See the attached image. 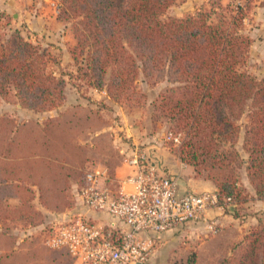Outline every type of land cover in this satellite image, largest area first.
<instances>
[{"label":"trees","instance_id":"trees-1","mask_svg":"<svg viewBox=\"0 0 264 264\" xmlns=\"http://www.w3.org/2000/svg\"><path fill=\"white\" fill-rule=\"evenodd\" d=\"M54 1L58 6L56 19L70 24L75 40L70 52L75 73L68 79L76 90L85 87L104 94L118 106L128 105L136 98L140 75L147 77L165 70L175 85L159 97L155 111L181 135L180 159L193 169L191 178L210 182L220 203L229 199L232 206L238 207L249 200L238 178V171L245 169L256 197L264 200V78L256 80L238 70L251 43L241 32L246 15L242 8L232 11L222 0H209L208 8L193 15L163 19L175 0ZM52 60L18 31L6 32L0 24V98L13 95L21 107L35 111L60 106L67 81L52 72ZM248 102L244 160L234 145L240 132L237 123ZM10 121L0 119V125ZM13 140L0 136V217L34 223L38 213L30 204L31 187L37 188L44 207L49 190L59 193L55 199L66 203L64 210L73 207V203L67 205L68 170L72 168H67V160L58 155L57 146L35 144L36 153H30L23 150V143ZM224 144L229 148L222 150ZM47 151L53 155H46ZM92 169L86 164L77 172V192ZM104 184L113 191L119 188L115 171L106 173ZM11 198L19 200L18 208L5 206ZM224 213L236 216L227 207ZM241 247L222 264H254L258 254L260 264H264V233L251 229ZM51 250L59 256L64 252V260H70L67 264H74L66 249ZM176 251L167 264H186L196 259L195 253L189 255L183 248Z\"/></svg>","mask_w":264,"mask_h":264},{"label":"rangeland","instance_id":"rangeland-1","mask_svg":"<svg viewBox=\"0 0 264 264\" xmlns=\"http://www.w3.org/2000/svg\"><path fill=\"white\" fill-rule=\"evenodd\" d=\"M193 1L175 0L163 19L184 18L193 15L199 9L209 7V0H203L202 5L195 9ZM54 3L57 2L54 0H0V16H3L0 18V24L4 31L16 30L27 41L45 50L53 59V63L50 64L52 72L57 76L63 75L67 81L63 103L50 111L25 109L13 95L7 99L0 98V119L11 120L10 123L0 125V136L14 139V143H23V150L30 153H36L35 144L46 142L57 146L60 151L58 155L67 160V168H72L68 170L70 188L67 205L74 204L73 187L78 179L77 172L84 165L87 164L105 173L111 171L116 173L117 168L121 166L120 144L128 141L121 130L125 121L143 120V125H148L149 129L159 126L163 131L162 146L168 152L167 154L171 155L168 156L180 167L178 169V166H175L177 171L184 173L188 171L193 174V169L186 166V163L180 159L182 143L179 138L181 135L168 120L155 111L159 97L175 85L168 80L165 70L147 77L140 75L136 82V98L128 105L118 106L108 101L104 94L85 87L76 90L74 82L68 79L69 74L75 73L70 55L75 40L70 24L57 19L56 26L46 24V27H51V35L46 39V35L42 34L43 30H36L29 22L39 12H42L41 15L46 13L47 16L52 17ZM222 4L229 5L232 11H235L238 5H242L246 13L241 32L250 39L251 43L240 59L238 70L256 80L263 79L264 0H222ZM249 103L244 115L237 123L240 132L238 141L234 145L244 160H247V154L243 150V139L248 125ZM52 119L55 122L50 123ZM176 137L177 143L173 141ZM228 148L229 144H224L221 149ZM53 153L57 155L54 146ZM45 154L53 155L51 151ZM41 172L43 174V171ZM238 178L249 200L238 207L230 206L235 209L233 213L236 216L232 217L225 213L226 217L218 226V231L191 233L178 241L177 249L183 248L189 251V255L196 254V259L186 264H222L231 255L239 253L244 237L251 229H258L264 233V200L256 197L245 169L238 171ZM41 181L46 182L47 179L42 178ZM31 189L33 194L30 204L38 213L34 223L27 224L17 217L10 219L4 218L5 215L0 217V264H67L66 261L69 259L64 260L66 258L64 252L58 251L61 252L59 256L44 244L46 235L54 225V217L62 213L60 211L64 210L66 203L55 199L59 193L49 190L44 196L46 202L44 207L40 204L37 188L31 187ZM5 203L7 208L19 207L17 198L8 199ZM260 261L261 254H258L254 264H260ZM223 264H227V261Z\"/></svg>","mask_w":264,"mask_h":264},{"label":"built area","instance_id":"built-area-1","mask_svg":"<svg viewBox=\"0 0 264 264\" xmlns=\"http://www.w3.org/2000/svg\"><path fill=\"white\" fill-rule=\"evenodd\" d=\"M125 165L132 173L117 190L104 184L105 171L92 169L77 192L82 206L106 214L113 222L103 224L73 214L51 227L45 246L66 249L74 264H148L159 235L203 221L210 209L224 211L232 206L229 199L220 203L216 192L180 194L178 176L160 175L148 153L139 148L125 158ZM210 230L216 232V227Z\"/></svg>","mask_w":264,"mask_h":264},{"label":"crops","instance_id":"crops-1","mask_svg":"<svg viewBox=\"0 0 264 264\" xmlns=\"http://www.w3.org/2000/svg\"><path fill=\"white\" fill-rule=\"evenodd\" d=\"M198 1H200L198 4ZM195 9L202 5L203 0H194ZM54 15H48L46 13L39 12L36 17L32 20L31 26L36 30H43L42 34L46 35V39L51 35L49 26L46 27V24H52L56 26L58 22L56 21V12H57V3H54ZM133 121V123L131 122ZM160 124V123H158ZM158 128V129H157ZM128 141L120 144V154L122 156L121 166L117 168L115 173V178L118 183L122 182L127 176L132 173L131 168L125 165V158L132 153L135 148H139L148 153L149 158L153 161L158 169V173L162 176L177 175L179 180V193L183 194L185 192L190 193H202V192H216V189L212 184L206 180L202 179H193L187 172L177 171V168L180 167L176 162L170 158L167 154L168 152L162 146V129L159 126H154L149 129L148 125H143L142 121L130 120V122H124L122 128ZM162 136V137H161ZM171 156V155H170ZM175 166H178L175 168ZM177 172V173H176ZM127 188V185H124ZM74 197V206L65 210L63 213L56 215L54 217V224L59 222L66 221L73 214H82L88 219L100 222L103 224H110L113 220L104 213H96L86 209L81 205L77 197L76 187H73L72 191ZM235 209H232V213ZM226 217L223 211L218 209H210L206 215L205 219L200 222L188 223L184 226H181L174 231L166 232L159 235L158 244L156 250L153 252L149 258L148 264H167L177 253V244L182 238L189 236L196 232H210V227H216L218 231V226L223 223L224 218ZM219 224V225H218ZM213 232V231H212ZM215 232V231H214Z\"/></svg>","mask_w":264,"mask_h":264},{"label":"water","instance_id":"water-1","mask_svg":"<svg viewBox=\"0 0 264 264\" xmlns=\"http://www.w3.org/2000/svg\"><path fill=\"white\" fill-rule=\"evenodd\" d=\"M233 207H230V211H232Z\"/></svg>","mask_w":264,"mask_h":264}]
</instances>
